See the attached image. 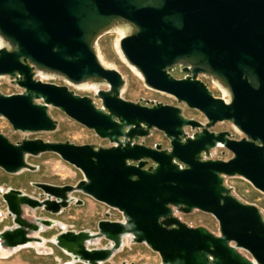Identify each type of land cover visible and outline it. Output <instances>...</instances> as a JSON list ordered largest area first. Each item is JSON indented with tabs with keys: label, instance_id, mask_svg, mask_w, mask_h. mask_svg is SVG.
<instances>
[{
	"label": "water",
	"instance_id": "1",
	"mask_svg": "<svg viewBox=\"0 0 264 264\" xmlns=\"http://www.w3.org/2000/svg\"><path fill=\"white\" fill-rule=\"evenodd\" d=\"M118 32L124 33V62L145 86L202 113L206 125L184 117L178 106L150 108L123 98L124 75L107 67L99 51L100 40ZM0 42V78L16 80L23 90H0V119L16 133H56L58 122L49 114L54 108L112 145L13 143L0 133L6 174L38 172L29 159L54 154L84 177L76 186L34 183L40 198L0 187V222L13 223L0 232L1 252L43 245L39 235L60 227L52 244L71 259L68 264H108L126 241L146 245L160 264H264L263 214L225 185L226 178H243L264 194V0H0ZM174 68L192 77L177 80ZM201 76L226 97H215ZM45 80L78 89L92 84L99 91L94 98L81 96ZM224 123L244 138L212 131ZM152 131L164 134L169 150L133 144ZM220 148L233 157L212 159ZM77 194L119 211L123 221L106 219L97 232H75L27 217L84 206ZM173 208L211 215L219 234L188 226ZM101 241L108 245L97 248Z\"/></svg>",
	"mask_w": 264,
	"mask_h": 264
},
{
	"label": "rangeland",
	"instance_id": "2",
	"mask_svg": "<svg viewBox=\"0 0 264 264\" xmlns=\"http://www.w3.org/2000/svg\"><path fill=\"white\" fill-rule=\"evenodd\" d=\"M117 34H109L103 37L99 42V51L103 60L113 69L120 71L126 80V87L123 98L139 102L140 100L161 102L169 105H178L177 101L165 94L158 93L147 88L143 79L132 71L121 59L117 49ZM61 86H69L80 95L94 96L95 92L81 90L67 85L63 81L53 80L46 81ZM213 91L217 96L224 97L219 89L213 84ZM0 90L5 95L21 94L23 90L17 83L9 78H0ZM99 102V101H97ZM100 103V102H99ZM184 114L188 118H194L205 122L206 118L198 111L189 109L186 105H180ZM50 116L58 122V131L56 133H40L36 135H25L16 133L10 123L5 119H0V133L6 135L13 143L21 142L25 139L36 140L41 139L46 142H72L76 145H97L106 147L107 142L98 137L94 131L78 124L70 119L58 109L50 108ZM214 131H228L236 139H242L244 136L238 132L231 123L218 124ZM150 146L157 144L168 148L169 143L163 133L153 131L150 138L145 139ZM233 155L220 148L212 153V159L228 161ZM29 163L38 166V172H24L17 176L6 174L0 169V187L7 189L21 190L24 193L40 198L42 191L36 189L33 184H50L54 186H76L83 180L82 173L75 167L62 161L60 157L54 154H46L39 158H30ZM225 185L232 189L233 195L244 204L256 205L264 217V194L258 192L253 186L243 178H226ZM77 199L85 202L84 206L72 205L59 216H52L44 211L28 212V219L42 218L51 219L64 225L67 231H90L97 232L98 224L102 220H110L114 222L123 221L122 214L100 204L93 199L81 194L75 195ZM0 210L5 213V205L0 197ZM110 214L109 218L106 217ZM182 221L192 227H205L212 233L219 234V224L211 215L195 212L191 215H179ZM13 223L10 219L5 218L0 222V232L5 228L12 227ZM62 232L60 227L47 230L39 236L45 240L42 248L35 247L25 248L9 256H3L0 251V264H68L70 258L66 256L60 249L52 244V239ZM108 245L107 241L99 242L96 247L104 248ZM160 264V256L150 250L146 245L126 243L124 249L116 255V257L108 264Z\"/></svg>",
	"mask_w": 264,
	"mask_h": 264
},
{
	"label": "flooded vegetation",
	"instance_id": "3",
	"mask_svg": "<svg viewBox=\"0 0 264 264\" xmlns=\"http://www.w3.org/2000/svg\"><path fill=\"white\" fill-rule=\"evenodd\" d=\"M171 75L175 78V79H177V80H185V79H187V78H191L192 76L190 75V74H188L187 72H185V68H174L172 71H171ZM199 80L200 81H202L207 87H208V89L212 92V94L215 96V97H221V96H217L216 94H215V92L213 91V89L211 88L212 87V85H213V82L211 81V80H208V79H206L205 77H199ZM14 81H16V80H14ZM103 90V89H102ZM90 91H93V90H90ZM93 92H95V91H93ZM95 94H96V92H95ZM95 94H94V96H95ZM80 95V94H79ZM81 96H89V95H81ZM94 96L92 97V96H89V97H91V98H94ZM224 96V95H223ZM176 100V99H175ZM140 101H142V100H140ZM139 101V102H140ZM177 101V100H176ZM135 103H138V102H135ZM157 103H161V102H155V101H145V100H143V102H142V105L143 106H148V107H153L155 104H157ZM178 103V102H177ZM95 104H96V106L98 107V108H100V103L99 102H97V101H95ZM162 104H164V103H162ZM165 105H169V104H165ZM180 105H185V104H179L178 103V105H172V106H178V107H180ZM182 109V108H181ZM183 111V110H182ZM202 114V113H201ZM183 115H184V117H186L185 116V114H184V111H183ZM186 118H188V117H186ZM188 119H193V120H195V121H198V122H200V123H202V124H204V125H206L208 122H207V120H205V122H202V121H199V120H197V119H194V118H188ZM215 128V127H214ZM214 128L212 129V131L213 132H215V133H217V134H219V133H223V132H228V131H220V132H216V131H214ZM192 133V132H191ZM230 133V132H229ZM152 134H153V131L151 132V135L149 136V137H145V138H135L134 140H133V144H140V145H145V146H147V147H155V146H150V145H148L147 143H146V141H145V139H148V138H150L151 136H152ZM231 134V133H230ZM232 135V134H231ZM232 138L233 139H235V140H237V141H239V140H242V139H236L233 135H232ZM167 139V138H166ZM168 140V139H167ZM104 141H106L107 142V144H108V146H106V147H102V146H98L99 148H110V147H112V145H111V143L108 141V140H104ZM168 143H169V146H168V148H165L163 145H161V144H157V145H161L162 146V148H163V150H169V148H170V142L168 141ZM91 145H93V144H91ZM97 146V145H96ZM152 166H154V164L152 163V162H150L149 164H148V168L149 167H152ZM173 212H174V216L176 217V218H178L181 222H183L182 221V219L180 218V216L179 215H185V214H183L182 212H179V210L178 209H175V208H173ZM184 223V222H183ZM186 224V223H185ZM188 225V224H187ZM188 226H190V225H188ZM190 227H192V226H190ZM128 242V241H127ZM126 242V243H127Z\"/></svg>",
	"mask_w": 264,
	"mask_h": 264
},
{
	"label": "bare ground",
	"instance_id": "4",
	"mask_svg": "<svg viewBox=\"0 0 264 264\" xmlns=\"http://www.w3.org/2000/svg\"><path fill=\"white\" fill-rule=\"evenodd\" d=\"M117 35H118V38H117V41H116V49H117V51H118V53H119L121 59L124 61V59H123V57H122V55H121V53H120V50H119V42H120V40L122 39V37L124 36V33H123V32H118ZM1 47H2V43L0 42V48H1ZM100 58H101L102 62H103L107 67L112 68L111 66H109V65L103 60L101 54H100ZM42 77H43V78H49V77H46V76H42ZM80 89H81V90H86V91L93 90V91H95L96 93L99 91V87L96 86V85H92V84L82 86V87H80ZM223 95H224V97H226V93H225V92H223ZM61 225L64 226L63 224H61ZM126 242H127V241H126ZM128 242H129V241H128ZM129 243H130V242H129ZM42 246H43V245L38 244V245H34L33 247H35V248H37V249H40V248H42ZM2 253H3V256L6 257V256L11 255L13 252H11V251H4V252H2Z\"/></svg>",
	"mask_w": 264,
	"mask_h": 264
}]
</instances>
